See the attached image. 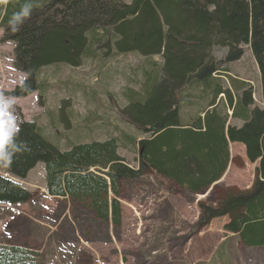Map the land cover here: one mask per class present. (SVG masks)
<instances>
[{
  "label": "trees",
  "instance_id": "trees-1",
  "mask_svg": "<svg viewBox=\"0 0 264 264\" xmlns=\"http://www.w3.org/2000/svg\"><path fill=\"white\" fill-rule=\"evenodd\" d=\"M24 3L0 0L2 41L14 43L15 67L26 76L7 96L40 93L43 69L81 67L85 58L96 57L99 45L103 56L160 57L163 66L157 77L146 79L142 93L130 94L123 110L139 136L128 140L137 148L136 167L120 155L116 139L61 151L36 122L22 121L18 141H26L30 151L0 166V204L33 199L18 181L42 163L49 197L69 199L97 221L121 227L125 181L150 174L191 202L188 195L222 180L230 145L241 144L248 161L258 164L255 182L250 190L218 197L215 205L199 203L197 230L228 217L226 233L246 247L264 248V0H31V16L13 33L8 19ZM245 47L258 67L261 102L249 84L225 88L219 79L228 76L229 64L243 59ZM215 48L227 50L223 61L213 57ZM189 87L211 94V101L188 120L182 117L181 94ZM0 264H44V259L36 248L0 244Z\"/></svg>",
  "mask_w": 264,
  "mask_h": 264
},
{
  "label": "rangeland",
  "instance_id": "rangeland-1",
  "mask_svg": "<svg viewBox=\"0 0 264 264\" xmlns=\"http://www.w3.org/2000/svg\"><path fill=\"white\" fill-rule=\"evenodd\" d=\"M3 35L0 28V93L7 96L26 76L15 67L14 43H3ZM99 48L96 57L85 58L81 67L43 69L41 92L15 99L17 123L36 122L39 132L61 151L116 139L120 155L136 167L137 148L128 140L139 136L124 119L123 110L131 93H142L146 79L157 77L163 61L136 54L103 56ZM245 50L241 61L227 66L228 76L219 79L225 88L249 84L255 101L261 102L258 67L249 47ZM213 55L223 61L227 50L215 48ZM200 94L192 87L184 90L182 117L193 119L209 106L211 94ZM230 157L222 180L206 194L188 195L191 202L170 193L150 174L125 181L121 227L97 221L69 199L49 197L45 166L40 163L26 180H17L33 199L15 206L0 204V244L36 248L44 264H264V248H247L237 236L224 231L228 217L197 230L199 203L215 205L218 197L250 190L255 182L256 165L248 161L245 147L230 145Z\"/></svg>",
  "mask_w": 264,
  "mask_h": 264
},
{
  "label": "clouds",
  "instance_id": "clouds-1",
  "mask_svg": "<svg viewBox=\"0 0 264 264\" xmlns=\"http://www.w3.org/2000/svg\"><path fill=\"white\" fill-rule=\"evenodd\" d=\"M33 4L25 0L19 11L13 12L8 19L10 30L18 32L31 16ZM15 97L0 93V166H10L16 153L30 151L26 141H18V117L14 113Z\"/></svg>",
  "mask_w": 264,
  "mask_h": 264
},
{
  "label": "crops",
  "instance_id": "crops-1",
  "mask_svg": "<svg viewBox=\"0 0 264 264\" xmlns=\"http://www.w3.org/2000/svg\"><path fill=\"white\" fill-rule=\"evenodd\" d=\"M256 166H257V164H256Z\"/></svg>",
  "mask_w": 264,
  "mask_h": 264
},
{
  "label": "water",
  "instance_id": "water-1",
  "mask_svg": "<svg viewBox=\"0 0 264 264\" xmlns=\"http://www.w3.org/2000/svg\"><path fill=\"white\" fill-rule=\"evenodd\" d=\"M206 194V193H205Z\"/></svg>",
  "mask_w": 264,
  "mask_h": 264
}]
</instances>
